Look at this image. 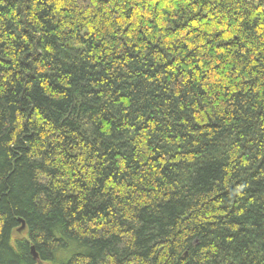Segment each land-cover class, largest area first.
<instances>
[{"label": "trees", "instance_id": "1", "mask_svg": "<svg viewBox=\"0 0 264 264\" xmlns=\"http://www.w3.org/2000/svg\"><path fill=\"white\" fill-rule=\"evenodd\" d=\"M0 264H264V0H0Z\"/></svg>", "mask_w": 264, "mask_h": 264}, {"label": "water", "instance_id": "2", "mask_svg": "<svg viewBox=\"0 0 264 264\" xmlns=\"http://www.w3.org/2000/svg\"><path fill=\"white\" fill-rule=\"evenodd\" d=\"M23 226H24V224L22 222V227L21 228H23ZM30 250H31V253H32L33 257L36 258L37 256H36V253L34 251V247L31 246Z\"/></svg>", "mask_w": 264, "mask_h": 264}, {"label": "rangeland", "instance_id": "3", "mask_svg": "<svg viewBox=\"0 0 264 264\" xmlns=\"http://www.w3.org/2000/svg\"><path fill=\"white\" fill-rule=\"evenodd\" d=\"M14 235H15V236H18V235H19V236H20V234H17V233H14Z\"/></svg>", "mask_w": 264, "mask_h": 264}, {"label": "bare ground", "instance_id": "4", "mask_svg": "<svg viewBox=\"0 0 264 264\" xmlns=\"http://www.w3.org/2000/svg\"><path fill=\"white\" fill-rule=\"evenodd\" d=\"M20 222L22 223V220H20ZM21 227H22V225H21ZM23 228H24V226H23ZM23 228H21V229H23Z\"/></svg>", "mask_w": 264, "mask_h": 264}]
</instances>
